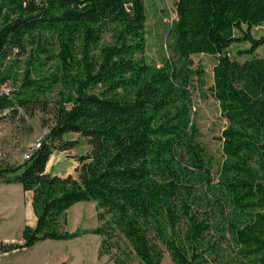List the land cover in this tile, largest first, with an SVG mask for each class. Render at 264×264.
<instances>
[{
	"label": "trees",
	"instance_id": "16d2710c",
	"mask_svg": "<svg viewBox=\"0 0 264 264\" xmlns=\"http://www.w3.org/2000/svg\"><path fill=\"white\" fill-rule=\"evenodd\" d=\"M176 15L177 59L157 67L145 57V0H0V66L27 54L9 94L12 65L0 72V113L50 116L29 159L0 162V182L32 191L37 217L22 243L0 242V252L95 234L98 256L114 264L131 261L122 240L140 264H162L166 253L174 264H264V57L228 52L264 45L250 31L264 24V0H177ZM199 53L218 57L211 93L227 121L216 181L192 120ZM68 133L90 151L73 156L75 175L47 172L55 151L76 145ZM83 201L96 202L100 224L68 231L67 211Z\"/></svg>",
	"mask_w": 264,
	"mask_h": 264
},
{
	"label": "rangeland",
	"instance_id": "374dc122",
	"mask_svg": "<svg viewBox=\"0 0 264 264\" xmlns=\"http://www.w3.org/2000/svg\"><path fill=\"white\" fill-rule=\"evenodd\" d=\"M177 0H145L147 21H146V61L151 66L161 67L165 60H176L177 56L173 50V37L171 29L176 15ZM247 29V27H244ZM251 33L256 38L264 36V24L251 28ZM250 44L247 42L235 44L229 50V55L233 59L241 62L252 57H264V45L260 46L252 55L239 54L241 50L248 49ZM193 67L202 70L200 78L193 77L192 86V120L197 128V138L203 144L207 152V160L211 165V171L215 181L219 166L224 160L222 152V141L220 139L222 130L227 125V121L222 116L219 104L211 93L213 86V68L217 63V55L207 53L193 54ZM27 54L11 57L9 61H5L0 66V72L4 71L10 64L11 77L7 82V86L12 90L18 86L24 72V63ZM56 63H49L41 68V73H48L49 69L56 67ZM55 90L48 97L55 96ZM49 114L37 110L33 116H28L24 111L20 110V115L12 117L0 114V151L5 153L4 159L11 164H20V157L28 148L42 138L44 122L49 121ZM65 140L76 141L74 148L66 151H55L49 160V172L60 176L67 174L75 175V167L73 165V156L82 155L90 151V146L86 138L77 133H68L64 136ZM100 210L96 202L83 201L74 204L66 214L68 231L79 229H93L99 223L98 214ZM108 218L109 216H105ZM69 219V220H68ZM101 240L103 239L102 236ZM120 237V236H119ZM89 238V237H88ZM90 239V238H89ZM86 240V239H84ZM119 240V238H114ZM122 251L130 254L131 261L129 264H140L138 259L131 252L129 244L122 240L117 241ZM61 245H69V243L61 242ZM98 245V243H97ZM96 242L83 241L82 248L84 250L83 258L85 264L97 263ZM115 251V250H114ZM131 252V253H130ZM122 258H125L124 256ZM101 264H114L113 259L109 255H103L100 258ZM162 264H174L168 253L165 254Z\"/></svg>",
	"mask_w": 264,
	"mask_h": 264
},
{
	"label": "crops",
	"instance_id": "0c3cea01",
	"mask_svg": "<svg viewBox=\"0 0 264 264\" xmlns=\"http://www.w3.org/2000/svg\"><path fill=\"white\" fill-rule=\"evenodd\" d=\"M76 164L77 162L73 161V165ZM46 171L49 172V161ZM32 197V191H25L20 183L0 182V242L22 243V231L25 226L36 225L37 217L33 210ZM92 239L96 245L98 243L97 263L101 264V257L98 256L101 237L95 234H84L66 241L46 239L29 248L0 252V264H85L82 243ZM61 242L69 245H61Z\"/></svg>",
	"mask_w": 264,
	"mask_h": 264
},
{
	"label": "built area",
	"instance_id": "2783aa9c",
	"mask_svg": "<svg viewBox=\"0 0 264 264\" xmlns=\"http://www.w3.org/2000/svg\"><path fill=\"white\" fill-rule=\"evenodd\" d=\"M17 52H18V49H17V48L13 49V55H16ZM2 90H3L6 94H9L11 88H10V87H7V86H3V87H2ZM8 112H9V109H5V110H3V112L0 113V114H4V115H6V114H8ZM48 133H49V128H48V127H44V129H43V134H42V135H43L42 138H40V139H38L36 142H34V143L28 148V150L22 154V156L20 157V160H21V161H25V160L29 159L30 156H31V155H32V154H33V153H34V152H35V151L41 146V143H42L44 137H45ZM5 156H6L5 153L2 152V151H0V160L3 159Z\"/></svg>",
	"mask_w": 264,
	"mask_h": 264
}]
</instances>
